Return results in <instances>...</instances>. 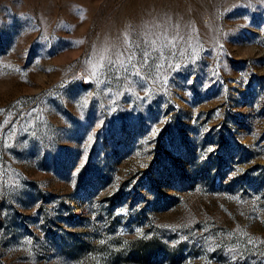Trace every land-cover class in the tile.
Returning <instances> with one entry per match:
<instances>
[{"label":"rangeland","instance_id":"obj_1","mask_svg":"<svg viewBox=\"0 0 264 264\" xmlns=\"http://www.w3.org/2000/svg\"><path fill=\"white\" fill-rule=\"evenodd\" d=\"M0 264H264V0H0Z\"/></svg>","mask_w":264,"mask_h":264},{"label":"snow or ice","instance_id":"obj_2","mask_svg":"<svg viewBox=\"0 0 264 264\" xmlns=\"http://www.w3.org/2000/svg\"><path fill=\"white\" fill-rule=\"evenodd\" d=\"M153 43H155V41H153ZM154 51H156V49H153ZM162 54V53H161ZM142 55L144 56V59L146 60L148 55H150L149 53L145 52V53H142ZM101 67L104 66V62L107 61L108 63V66L112 67V66H116L117 64H119L121 67H123V65L125 64V61L122 60V59H119L116 60V61H113L110 57H107V56H101ZM136 59V52L133 51L131 52L128 56H127V64L128 66H134L133 65V61ZM126 71V69H125Z\"/></svg>","mask_w":264,"mask_h":264}]
</instances>
